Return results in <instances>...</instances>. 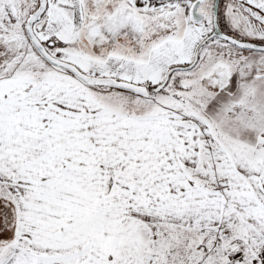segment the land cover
Wrapping results in <instances>:
<instances>
[{
  "label": "snow or ice",
  "instance_id": "obj_1",
  "mask_svg": "<svg viewBox=\"0 0 264 264\" xmlns=\"http://www.w3.org/2000/svg\"><path fill=\"white\" fill-rule=\"evenodd\" d=\"M0 264H264V0H0Z\"/></svg>",
  "mask_w": 264,
  "mask_h": 264
}]
</instances>
